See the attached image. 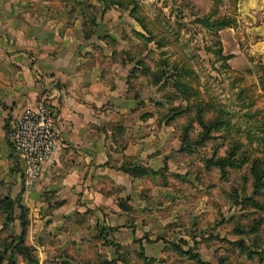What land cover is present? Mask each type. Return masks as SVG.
I'll return each mask as SVG.
<instances>
[{"label":"rangeland","instance_id":"obj_1","mask_svg":"<svg viewBox=\"0 0 264 264\" xmlns=\"http://www.w3.org/2000/svg\"><path fill=\"white\" fill-rule=\"evenodd\" d=\"M123 2L126 9L135 6L141 20L123 9L121 23L145 31L140 40L129 39L141 44L147 82L141 85L142 103L170 127L163 159L157 169L147 166L141 174L147 185L139 203L119 199L127 210L119 211L125 223L100 224L82 239L81 250L88 255L77 253L73 261L66 259L69 248L46 225L41 231L46 235L39 237L38 228L23 240L15 213L27 214L32 222L34 211L20 207V197L13 203L5 199L14 197L0 172V264H264V186H255L252 170L255 161L260 172L264 168V64L230 66L219 31L199 20L212 11L213 18L232 17L237 1ZM200 115L207 122L218 120L220 129L203 137ZM230 156L248 160L222 168L218 162Z\"/></svg>","mask_w":264,"mask_h":264},{"label":"crops","instance_id":"obj_2","mask_svg":"<svg viewBox=\"0 0 264 264\" xmlns=\"http://www.w3.org/2000/svg\"><path fill=\"white\" fill-rule=\"evenodd\" d=\"M123 9L136 18L105 0H0V172L7 192L34 211L27 232L40 228L41 237L46 225L69 248V261L77 253L88 255L82 239L100 224L125 223L119 211L127 210L119 199L139 203L147 182L146 175L124 166L157 169L170 130L142 103L141 85L147 82L141 44L129 39L140 40L145 31L123 25ZM231 18L219 29L229 65L264 64V0H237ZM43 98L56 109L62 139L39 179L26 188L24 162L7 130ZM14 222L21 226L17 212Z\"/></svg>","mask_w":264,"mask_h":264},{"label":"built area","instance_id":"obj_3","mask_svg":"<svg viewBox=\"0 0 264 264\" xmlns=\"http://www.w3.org/2000/svg\"><path fill=\"white\" fill-rule=\"evenodd\" d=\"M56 109L41 99L34 108H25L9 128L13 150L23 160L24 184L31 188L43 172L44 164L60 147L62 134L56 125Z\"/></svg>","mask_w":264,"mask_h":264},{"label":"trees","instance_id":"obj_4","mask_svg":"<svg viewBox=\"0 0 264 264\" xmlns=\"http://www.w3.org/2000/svg\"><path fill=\"white\" fill-rule=\"evenodd\" d=\"M215 2H216V0H215ZM113 3H118L120 5H124L123 0H105V4H106L107 7L110 6ZM136 9L137 8L134 6L131 9V13H132L133 16H135L140 21L141 18L136 14V12H135ZM213 16H215V11H212L209 14H204L203 17L199 18V20L201 22L205 23L207 26H210L211 29L217 30L216 32H218L219 29H221L222 27H224V26H226V25H228V24H230L232 22V18L231 17H227L225 15L221 16V17L219 16L217 18H213ZM142 63H143V61H142ZM161 74H162L161 75L162 79H164V77H165V80H167L169 78V76H168L169 74L166 71L162 70ZM176 83L178 85H181L187 91L190 90V87L188 86V84H186L185 82L181 81L179 78H176ZM199 113H200V111H199ZM199 121H200V123H201V125L203 126V129H204L203 130V137L210 136L211 131L214 128L215 129H220L219 121L216 120V119L207 122L200 115ZM8 131H9V129H8ZM8 141H9V143H10L12 149H13L12 143L9 140V138H8ZM247 160H248L247 157L238 160V159H232L231 156H230V157L221 158V160L218 163H219V165L222 168H224L226 166V164H229L231 166H240L243 163H245V161H247ZM257 162L256 161L254 162V164L252 166V170H253V173L255 175V186L257 188H259L260 186H264V168H263V171L260 172V170H258V167H257V164H258ZM124 169L126 171H129L130 173H132L134 175L145 174L149 170V168L147 166L138 165V164L137 165L124 166ZM5 199H10V201L13 203V201H15V200L18 201L19 196L16 199H11L10 196H5ZM18 203H20V202H18ZM20 207H24V209L26 208L22 204H20ZM19 218L21 219V234H20V236L23 237L25 235V233L27 232V223H28L29 220H28L27 214H21V215H19ZM10 220H12V218ZM23 240H24V237H23ZM187 252L189 253V255H191V257H195L199 261H203L199 252H194V251H192L190 249H188Z\"/></svg>","mask_w":264,"mask_h":264}]
</instances>
